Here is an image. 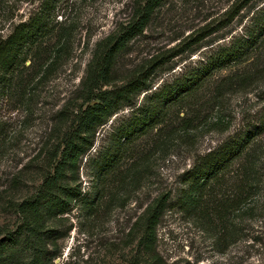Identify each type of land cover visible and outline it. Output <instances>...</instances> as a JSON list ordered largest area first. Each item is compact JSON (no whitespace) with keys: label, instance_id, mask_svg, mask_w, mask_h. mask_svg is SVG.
I'll return each mask as SVG.
<instances>
[{"label":"trees","instance_id":"obj_1","mask_svg":"<svg viewBox=\"0 0 264 264\" xmlns=\"http://www.w3.org/2000/svg\"><path fill=\"white\" fill-rule=\"evenodd\" d=\"M160 1L135 2L129 20L96 45L79 89L81 102L53 112L51 120L67 126L42 145L50 166L36 191L14 204L20 220L0 237V264H59L55 260L63 234L51 227V220L67 213L72 201L92 203L80 187L68 184L66 172L89 150L97 128L125 108L127 114L112 129L116 150H104L98 159L100 179L118 164L127 145L154 129L155 142L165 154H170L174 142L193 147L196 131L226 134L194 155L174 193L156 197L135 218L129 229L134 243L131 264H177L166 262L157 251V225L166 206L205 227L217 220L219 238L229 244L243 240L247 247L264 246V232L250 234L263 209L264 103L253 112L244 111L242 125L234 130L230 118L231 100L238 95L255 91L264 101V0L251 9L237 32L184 65L175 77L156 86L151 80L155 67L231 23L253 0H236L220 22L204 25L182 47L166 50L150 70L102 88L112 80L116 53L143 32ZM25 3L34 4L27 14L20 12ZM72 10L69 0H0V143L6 133L3 109L11 111L7 107L17 102L33 113L34 86L44 72L52 74L73 55L77 17ZM221 70L227 72L218 76ZM138 165L131 172L134 183L139 179Z\"/></svg>","mask_w":264,"mask_h":264},{"label":"rangeland","instance_id":"obj_2","mask_svg":"<svg viewBox=\"0 0 264 264\" xmlns=\"http://www.w3.org/2000/svg\"><path fill=\"white\" fill-rule=\"evenodd\" d=\"M136 1L139 0H69L77 17L73 55L52 74L44 72L34 86L33 113L17 102L7 107L11 111L3 109L6 133L0 143V237L7 229L15 228L20 220L14 204L36 191L50 166L43 157L47 151L42 149L43 143L67 126L57 124V119L52 121L53 112L81 102L79 89L96 45L129 20ZM235 1L161 0L143 32L116 53L112 80L102 88L121 84L138 71L150 70L164 58L166 50L175 45L182 47L204 25L220 22ZM261 1L253 0L231 23L155 67L151 75L153 84L175 77L184 65L195 62L211 46L227 40ZM33 5L23 4L20 12L27 14ZM226 72L221 70L217 75ZM263 103L255 91L231 100V130L242 125L244 111L253 112ZM127 111L125 108L115 113L99 126L89 150L66 172L68 184L80 187L92 203L72 201L67 213L51 220V227L63 234L58 241L59 257L55 260L59 264H131L134 243L129 229L135 218L156 197L174 193L179 175L188 168L194 155L205 152L226 135L196 131L193 147L174 142L170 154H165L164 147L155 142L154 129L127 145L117 167L100 179L98 159L104 150H116L112 129L121 123ZM57 132L60 135L61 131ZM94 160L97 165L93 164ZM136 164L140 172L134 183L131 172ZM260 205L263 209L251 225L253 235L264 232V197ZM218 227L217 220L211 228L205 227L197 219H188L176 208L166 206L157 225V251L166 262L177 264H264V246L247 247L243 240L229 244L228 239L219 238Z\"/></svg>","mask_w":264,"mask_h":264}]
</instances>
